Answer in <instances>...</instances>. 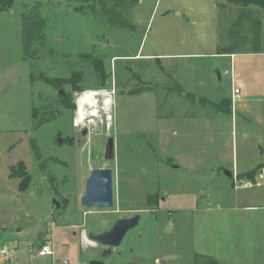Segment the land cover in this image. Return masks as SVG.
<instances>
[{"label": "rangeland", "instance_id": "1", "mask_svg": "<svg viewBox=\"0 0 264 264\" xmlns=\"http://www.w3.org/2000/svg\"><path fill=\"white\" fill-rule=\"evenodd\" d=\"M72 1L14 0L0 13V245L14 242L25 264L53 263L28 252L45 241L56 264H264V209H241L242 198L264 207V188L236 193L221 170L234 164L237 179V169L264 163V8L217 0L216 22L215 0H127L129 25L119 27L98 6ZM38 12L44 35L25 59L22 17ZM215 36L234 58L216 55ZM232 61L234 81L225 75ZM76 74L79 90L47 83ZM233 87L250 97L232 102L234 122L203 119L223 114L215 104ZM90 90L113 93L112 120L76 126L78 96ZM20 163L31 176L26 191L10 177ZM94 169L114 171L113 209L81 204ZM136 214L140 225L103 258L89 234Z\"/></svg>", "mask_w": 264, "mask_h": 264}, {"label": "trees", "instance_id": "2", "mask_svg": "<svg viewBox=\"0 0 264 264\" xmlns=\"http://www.w3.org/2000/svg\"><path fill=\"white\" fill-rule=\"evenodd\" d=\"M230 3H233L237 6H240L243 9H247L250 6H256L259 8H264V0H228ZM72 2L80 3L81 8L85 9L87 7L86 5L91 4L90 7L94 8L95 6H98L100 9V13L102 17L105 19L106 23L113 25V26H119V27H127L129 25L128 20L124 15L125 11L124 9L127 8L129 5V2L127 0H73ZM14 0H0V13H4L7 11H11L13 7ZM75 11H81L80 8L74 7ZM23 53L25 59H31L32 54H30V50L33 49L35 52L38 51V47H34L36 43L40 44L39 41L43 38L44 35V19L42 18L41 14L33 13L30 16L26 13L23 14ZM261 48L259 46H256L253 53H260ZM32 53V52H31ZM220 55L225 54H234L231 50H224L219 52ZM97 70L100 74L104 75V66L103 62L101 60H95ZM47 83L53 86H56L58 89H61L64 85H71L75 90H79V87L77 86V74L70 78V79H49L47 80ZM61 102L62 104L68 108L72 109L75 107V104L72 102V96L68 94L67 96H61ZM212 105V104H211ZM216 109L220 113L224 114H231L232 113V103L230 100L218 102L215 104ZM55 117V114L50 119H44L41 120L37 126H42L45 123L53 120ZM33 120L36 121L37 115L36 112L33 111ZM35 149H36V158L38 160L41 159V155L39 150L36 148L35 143H33ZM20 169L16 170L14 168H11V178H18L20 179V190L26 191L29 189L31 184V176L25 169V165L23 163L19 164ZM264 168V163L260 164L256 169H254L251 172L245 173L243 177L248 179H255V176Z\"/></svg>", "mask_w": 264, "mask_h": 264}, {"label": "water", "instance_id": "3", "mask_svg": "<svg viewBox=\"0 0 264 264\" xmlns=\"http://www.w3.org/2000/svg\"><path fill=\"white\" fill-rule=\"evenodd\" d=\"M59 93L65 96L64 91ZM84 131L83 135H86ZM65 140L61 136L56 137V144L61 147ZM108 149L113 151L114 139L110 138ZM231 177V174L228 173ZM57 208L60 204L55 202ZM81 204L87 209L96 208L99 210H108L115 207V187H114V171L112 169H94L86 183L85 195L81 198ZM142 220L140 214H136L130 218L118 219L113 227L104 233H90L89 239L104 246L103 258H107L114 249L119 248L124 242L128 233L135 230ZM104 260H91L89 264H104Z\"/></svg>", "mask_w": 264, "mask_h": 264}, {"label": "crops", "instance_id": "4", "mask_svg": "<svg viewBox=\"0 0 264 264\" xmlns=\"http://www.w3.org/2000/svg\"><path fill=\"white\" fill-rule=\"evenodd\" d=\"M214 8H215V17H216V22H217V0H215V7ZM187 19H189V18H187ZM215 41H216V50H217V49H219V45H218V40H217V37L216 36H215ZM217 52H218L216 54L217 56H224V55H220L218 50H217ZM212 55H215V54H212ZM152 56L153 55H149V57H152ZM154 56H158V55H154ZM225 56H230L231 58H234L236 56V54L235 53L234 54H225ZM159 57H164V55H159ZM158 59H160V58H158ZM219 77L221 78V75H219ZM240 91H241L240 97H239V99H236L235 100V103H240V104L241 103H246V101H247L246 98H248L249 96L248 95L242 96V93L245 92V91L243 89L240 90ZM226 99L227 100H230L231 103L233 102L232 92H231L230 97L228 96V97H226ZM219 116H218V114L217 115L214 114V115H211V116L204 115L203 116V119H207V120L215 119L216 120V119H219V118L231 117L232 116V120L234 122V110H233V108H232V113L231 114H224L223 113L222 115H219ZM194 118H198V115L195 116ZM262 164H263V162H262ZM221 166H222L221 167V170L224 173H226V175H228V173L231 174V179H233L232 182H233L234 190H235L236 193L241 188H244V189H253V188H261L262 189V188H264V168L262 170H260V172L255 176V179H248V178L243 177V175L245 173L251 172L252 171L251 169H247V170H244L242 172H239V170L237 169V174L238 175H237V179H235L234 176L236 174V167L234 166V164L232 166L233 169L231 167H228V166H225V165H221ZM238 182H242V185L241 186H237L238 185ZM235 195L236 196H235L234 203L235 204H239L241 201L238 198H241V196H239V194H235ZM250 198L251 197H249L248 200H250ZM242 199L244 200V202H246L244 204H247V205H243V207H241V209L243 211H256L258 209H264L263 206L259 207L256 204H254V205L253 204H249L248 201H247V199H245V198H242ZM263 199H264V196H263ZM251 200H250V202H251Z\"/></svg>", "mask_w": 264, "mask_h": 264}, {"label": "bare ground", "instance_id": "5", "mask_svg": "<svg viewBox=\"0 0 264 264\" xmlns=\"http://www.w3.org/2000/svg\"><path fill=\"white\" fill-rule=\"evenodd\" d=\"M114 103L113 93L99 90L83 92L77 99L76 126L82 127L86 125L89 119L95 120L105 115L107 116V122L110 123ZM90 122L94 123V121Z\"/></svg>", "mask_w": 264, "mask_h": 264}, {"label": "built area", "instance_id": "6", "mask_svg": "<svg viewBox=\"0 0 264 264\" xmlns=\"http://www.w3.org/2000/svg\"><path fill=\"white\" fill-rule=\"evenodd\" d=\"M225 75H230L232 80L234 81V62L232 61L231 71H226ZM233 84V83H232ZM241 94L240 89L233 87L232 91V99L235 102L236 99H239ZM86 235H84L85 237ZM19 252L18 246L14 242L10 245L2 244L0 245V264H25L22 261L18 260L17 253ZM28 252L30 255L37 254L38 257H52L53 263L56 264V253L54 246L48 241L43 242L42 244H38L37 246H29ZM59 264H68L66 260L59 261Z\"/></svg>", "mask_w": 264, "mask_h": 264}, {"label": "flooded vegetation", "instance_id": "7", "mask_svg": "<svg viewBox=\"0 0 264 264\" xmlns=\"http://www.w3.org/2000/svg\"><path fill=\"white\" fill-rule=\"evenodd\" d=\"M102 256H103V254H102Z\"/></svg>", "mask_w": 264, "mask_h": 264}]
</instances>
